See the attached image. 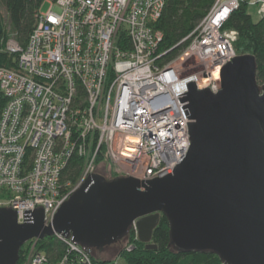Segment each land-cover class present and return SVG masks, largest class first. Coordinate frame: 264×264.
I'll list each match as a JSON object with an SVG mask.
<instances>
[{"label":"built area","instance_id":"obj_1","mask_svg":"<svg viewBox=\"0 0 264 264\" xmlns=\"http://www.w3.org/2000/svg\"><path fill=\"white\" fill-rule=\"evenodd\" d=\"M245 1L264 15V0H216L165 62L154 25L166 0H44L26 45L6 43L17 69L0 67V207L18 223L41 208L51 223L100 156L141 182L172 174L190 147L187 85L220 89V71L238 55V34L223 25ZM74 156L83 164L72 181L63 173ZM130 231L137 238L134 223ZM53 236L64 245L58 257L33 238L16 264H93L72 236Z\"/></svg>","mask_w":264,"mask_h":264},{"label":"water","instance_id":"obj_2","mask_svg":"<svg viewBox=\"0 0 264 264\" xmlns=\"http://www.w3.org/2000/svg\"><path fill=\"white\" fill-rule=\"evenodd\" d=\"M251 54H238L220 71V89L183 97L190 147L174 172L141 182L130 176H88L62 203L51 223L41 208L18 223L0 207V264H16L28 240L55 233L92 250L125 239L135 224L148 249L160 217L169 246L213 252L223 264H264V83Z\"/></svg>","mask_w":264,"mask_h":264},{"label":"trees","instance_id":"obj_3","mask_svg":"<svg viewBox=\"0 0 264 264\" xmlns=\"http://www.w3.org/2000/svg\"><path fill=\"white\" fill-rule=\"evenodd\" d=\"M44 0H0V67L17 69L15 54L6 49L8 40L20 46L26 45L36 22V15ZM216 0H166L159 20L154 27L161 30L163 40L161 51H166L163 61H169L186 46L184 39L206 16ZM248 3L242 2L232 11L223 28L235 30L238 34L234 43L237 54H251L256 62V80L264 83V15L253 19ZM124 47H128L123 38ZM0 90V111L5 104ZM99 158H102L101 156ZM83 161L74 156L64 169V179L75 181L80 174ZM114 177V176H113ZM124 247L118 251L124 264H223L213 252H182L169 246V226L165 216H161L152 234L151 243L156 249H148L145 244L135 238L129 230ZM131 250H126L127 245ZM38 248L45 251L52 259L64 251V245L48 236L38 241ZM23 245L19 250V260L24 254ZM93 264H113L112 261L100 260L92 255Z\"/></svg>","mask_w":264,"mask_h":264},{"label":"rangeland","instance_id":"obj_4","mask_svg":"<svg viewBox=\"0 0 264 264\" xmlns=\"http://www.w3.org/2000/svg\"><path fill=\"white\" fill-rule=\"evenodd\" d=\"M47 8V4L42 3L40 6V11H45ZM0 12L2 16H4L3 10L0 8ZM249 12L252 15L253 19H256L257 14H256V7L255 6H250L249 7ZM102 159V158H97L95 162V173L94 174H100L106 179H111L114 177H117L119 175H116L113 173L112 167ZM114 176V177H113ZM125 239H121L117 243H112L110 245H107L105 247L98 248L94 247L92 248V255L94 258L100 259V260H106V261H112L113 264H124L122 257L118 255V251H120L125 244Z\"/></svg>","mask_w":264,"mask_h":264},{"label":"bare ground","instance_id":"obj_5","mask_svg":"<svg viewBox=\"0 0 264 264\" xmlns=\"http://www.w3.org/2000/svg\"><path fill=\"white\" fill-rule=\"evenodd\" d=\"M131 177V176H130ZM134 178V177H133ZM137 179V178H136ZM140 181V180H139Z\"/></svg>","mask_w":264,"mask_h":264}]
</instances>
